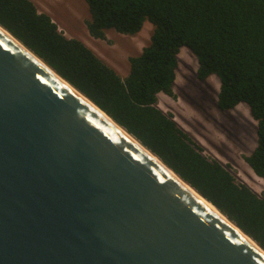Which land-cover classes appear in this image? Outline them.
I'll return each instance as SVG.
<instances>
[{
  "label": "water",
  "instance_id": "obj_1",
  "mask_svg": "<svg viewBox=\"0 0 264 264\" xmlns=\"http://www.w3.org/2000/svg\"><path fill=\"white\" fill-rule=\"evenodd\" d=\"M185 186L0 26V264H264Z\"/></svg>",
  "mask_w": 264,
  "mask_h": 264
},
{
  "label": "trees",
  "instance_id": "obj_2",
  "mask_svg": "<svg viewBox=\"0 0 264 264\" xmlns=\"http://www.w3.org/2000/svg\"><path fill=\"white\" fill-rule=\"evenodd\" d=\"M89 35L135 36L153 25L150 44L129 58L123 78L83 41L68 38L31 0H0V26L91 100L264 250V194L237 181L159 107L175 97L182 48L198 59V80H220L218 108L246 104L257 146L245 162L264 181V0H85Z\"/></svg>",
  "mask_w": 264,
  "mask_h": 264
},
{
  "label": "rangeland",
  "instance_id": "obj_3",
  "mask_svg": "<svg viewBox=\"0 0 264 264\" xmlns=\"http://www.w3.org/2000/svg\"><path fill=\"white\" fill-rule=\"evenodd\" d=\"M40 12L47 13L68 38L83 41L123 78L130 70L129 58L142 53L150 44L153 25L144 24L140 33L128 36L109 30L106 40L93 39L87 30L90 20L85 0H31ZM198 59L187 47L181 49L174 86L175 97L160 94L159 107L172 114L175 121L199 144L209 158L229 166L236 179L264 194V181L257 177L245 157L257 146V122L246 104L231 111L218 108L220 80L211 76L197 78Z\"/></svg>",
  "mask_w": 264,
  "mask_h": 264
},
{
  "label": "bare ground",
  "instance_id": "obj_4",
  "mask_svg": "<svg viewBox=\"0 0 264 264\" xmlns=\"http://www.w3.org/2000/svg\"><path fill=\"white\" fill-rule=\"evenodd\" d=\"M4 33V32H3ZM4 34H6V33H4ZM7 35V34H6ZM7 36H9V35H7ZM10 37V36H9ZM47 69V68H46ZM47 71L49 72V73H51L54 77H56L59 81H61L63 84H65L68 88H70L63 80H61L59 77H57L52 71H50L49 69H47ZM81 97V96H80ZM82 98V97H81ZM83 99V98H82ZM84 101H86L88 104H90L86 99H84ZM95 109V108H94ZM95 110H97V109H95ZM185 188H187L190 192H191V194L192 195H194L198 200H200L204 205H206L211 211H213L218 217H220L223 221H225L226 223L228 222V220L225 218V217H223L220 213H219V211L216 209V208H214L210 203H208L206 200H204L200 195H198L193 189H191V188H189V187H187V186H185ZM229 225V224H228ZM229 226H231V225H229ZM232 228H235V227H233V226H231ZM234 230H237L236 228L234 229ZM239 232V231H238ZM251 244H253L254 246H255V244L251 241V240H249V239H247ZM258 249V248H257ZM259 250V249H258Z\"/></svg>",
  "mask_w": 264,
  "mask_h": 264
}]
</instances>
